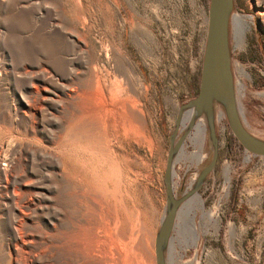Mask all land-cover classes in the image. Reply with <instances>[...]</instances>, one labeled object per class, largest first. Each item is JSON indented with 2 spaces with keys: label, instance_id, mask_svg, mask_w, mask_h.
I'll list each match as a JSON object with an SVG mask.
<instances>
[{
  "label": "rangeland",
  "instance_id": "obj_1",
  "mask_svg": "<svg viewBox=\"0 0 264 264\" xmlns=\"http://www.w3.org/2000/svg\"><path fill=\"white\" fill-rule=\"evenodd\" d=\"M208 8L209 0H0V264H87L76 225L94 220V194L103 221H118L117 236L132 234V252L156 264L169 137L179 107L198 92ZM228 43L238 113L264 141V0H233ZM110 87L136 101L138 131L124 132L119 102L104 105ZM106 106L107 146L96 116ZM213 122L218 157L195 192L197 238L185 200L165 264H203V256L205 264H264V157L241 147L219 103ZM195 130L174 156L175 198L212 158L207 122L196 142Z\"/></svg>",
  "mask_w": 264,
  "mask_h": 264
},
{
  "label": "water",
  "instance_id": "obj_2",
  "mask_svg": "<svg viewBox=\"0 0 264 264\" xmlns=\"http://www.w3.org/2000/svg\"><path fill=\"white\" fill-rule=\"evenodd\" d=\"M232 7L233 0H209L207 33L198 92L193 99L179 107L175 128L170 135V145L164 171L168 205L155 240L156 264H165L164 249L168 245L169 234L174 226L178 207L192 192L197 191L205 176L216 165L218 146L213 125V105L219 103L223 106L228 126L241 147L251 155L264 157V141L253 136L244 127L235 101L228 43V24ZM187 109L193 110L188 126L175 140L179 126L183 123V113ZM201 115L205 117L207 122L209 137L213 146L212 158L210 163L201 170L190 191L181 198H175L171 185L174 156L182 148L186 137L194 128L196 119Z\"/></svg>",
  "mask_w": 264,
  "mask_h": 264
},
{
  "label": "bare ground",
  "instance_id": "obj_3",
  "mask_svg": "<svg viewBox=\"0 0 264 264\" xmlns=\"http://www.w3.org/2000/svg\"><path fill=\"white\" fill-rule=\"evenodd\" d=\"M234 19H235V27H237L239 25V23L241 24V22H243L241 20V18L238 16H235ZM119 92H120V90H117V88H113V87L111 88L110 87V89L108 90V93H109L108 99L106 98V102H104V105L107 102H110V103H113V102L115 103V101L117 103L119 102L118 104H120V106H122V110H123L122 112H124V121H123L124 132L128 131V130H133L134 132L138 131L137 125H134L132 122L133 118H135L134 111L136 108V105H135L136 101L134 103V100L128 94H125V96H120L118 94ZM108 107L106 106L104 109H102L101 111H99L96 114L97 118L99 120H101V123L103 124V126H105V127H103V133H102V130H99L97 128V130H99V132H100V138L102 140V143L104 141L106 144L105 146H107L108 143L110 142L108 133L106 131V124H105V120L107 119V117L110 115V113L112 111V110L110 111V109ZM214 108H215V105H213V112H214ZM192 113H193L192 109H187L183 113V121H189ZM219 114L221 115V113H219ZM122 116H123V114H122ZM194 127L196 128V130L194 132L193 140H194V142H196L197 137L199 136L200 138H203V135L205 134L204 132H206V122L203 118V115H201L200 117L197 118V120L194 124ZM103 149H105V148H103ZM103 153H105V152H103ZM181 156L184 158L188 157L185 151H182ZM191 156L195 157L197 155H196V153L192 152ZM172 173H174L173 170H172ZM188 187L189 188L192 187V182L189 184ZM83 196H85V195L83 194ZM94 196L95 197H91L90 195H88V197L91 198L93 204L95 205V207L93 209H91V211H90L95 216L94 220L84 222L82 225H76V227H78L82 232L79 237H81V235H82L84 240H85V241H83L80 238H78L76 240L77 244L82 246L80 255H81V258L84 259L83 261L87 262V264L88 263L89 264H110L107 261L108 259H106L107 253H109L113 256L116 254V257L114 256L115 258L111 260L112 264H118V262H121V264H123L125 262L126 263L129 262L128 264H147L146 260L143 258V255L141 254V252H139V247L136 248L137 253L132 252V250L130 249V245L132 242H134V239L136 237L133 238L132 234L121 235L118 237L116 230L119 227V222L113 221V222L107 223V222L103 221L104 220L102 218L103 215H101V213H102L101 205H103V204L100 203L101 205H99L97 203L98 200L96 199V198L101 199V197L98 196L97 194H94ZM189 196H191V197H189ZM189 196H188L189 198L187 197L185 199L186 201L183 203V207L181 208V210H182V213L184 211L185 215L186 214H187V216L189 215V217H190V219H189V221H190V232L192 234V238L196 240L197 228H196V224L194 222V215L193 214H194L195 208H196L195 205H199L198 208L202 209V201H201L200 197L198 196V194L195 192H192ZM183 208H185V209H183ZM190 213H192V214H190ZM208 216L210 218H212L213 213H208ZM185 219H184V215L182 216L181 211H180V215L178 216L179 221L177 223V226L179 227L180 232H182L186 226L187 222ZM112 224H113L112 228L107 230V228ZM180 232H179V234H181ZM113 236H115L116 238H114ZM173 244L174 243L171 242L170 247H169V250L171 251L170 252L171 255L175 252V247L173 246ZM102 256L105 257V259H102L103 258ZM83 261H82V263H83ZM151 264H154L153 261H151Z\"/></svg>",
  "mask_w": 264,
  "mask_h": 264
},
{
  "label": "crops",
  "instance_id": "obj_4",
  "mask_svg": "<svg viewBox=\"0 0 264 264\" xmlns=\"http://www.w3.org/2000/svg\"><path fill=\"white\" fill-rule=\"evenodd\" d=\"M212 221H213V223H215L214 221V218H212ZM229 225H231V224H229ZM231 227V226H230ZM239 229H241V228H239ZM229 233H233L234 231H228ZM202 237H203V243H204V241H205V231H204V229H203V233H202ZM222 237H223V234H222ZM206 263V261H205V256H203V264H205Z\"/></svg>",
  "mask_w": 264,
  "mask_h": 264
},
{
  "label": "flooded vegetation",
  "instance_id": "obj_5",
  "mask_svg": "<svg viewBox=\"0 0 264 264\" xmlns=\"http://www.w3.org/2000/svg\"><path fill=\"white\" fill-rule=\"evenodd\" d=\"M169 145H170V137H169ZM169 149V148H168Z\"/></svg>",
  "mask_w": 264,
  "mask_h": 264
}]
</instances>
